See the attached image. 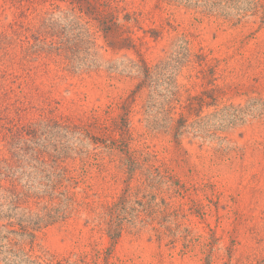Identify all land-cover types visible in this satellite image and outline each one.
I'll use <instances>...</instances> for the list:
<instances>
[{
  "label": "rangeland",
  "instance_id": "obj_1",
  "mask_svg": "<svg viewBox=\"0 0 264 264\" xmlns=\"http://www.w3.org/2000/svg\"><path fill=\"white\" fill-rule=\"evenodd\" d=\"M116 1L149 79L70 0H0V264H264V0Z\"/></svg>",
  "mask_w": 264,
  "mask_h": 264
},
{
  "label": "trees",
  "instance_id": "obj_2",
  "mask_svg": "<svg viewBox=\"0 0 264 264\" xmlns=\"http://www.w3.org/2000/svg\"><path fill=\"white\" fill-rule=\"evenodd\" d=\"M70 3L74 5V7L79 10L80 13L91 14L93 16V19L97 22L98 28L103 33V38L110 49L114 51H134L137 55L138 61L135 63L133 61H130V63H132V66L137 68L139 71H142L146 79H149L152 76L150 69L145 63V60L139 53L137 44L132 37L133 32L131 28L118 22L119 15L122 12H125V9H120L116 0H70ZM132 16L133 15L125 12L123 16L124 22L129 23L133 21L137 23V19ZM144 86L145 83H143L142 81L137 85L135 93L140 91ZM217 90L218 89H212L202 92L201 95L190 96L187 99V105L184 107L188 110L189 116L194 115L196 118H198L200 117L204 107L215 106L218 99V96H216ZM174 101H176L175 95L171 93L170 99H168L166 101L167 103L165 104V106H167V110L165 111L167 115L170 114V111L172 109H174L171 106ZM122 109L125 111V114L123 115V117H121V123L123 124L120 125V123H118L117 121H115V123L113 124V128L119 131L122 139H120L119 141L113 140L114 143H123L124 136L127 134L125 117L128 110L126 103L123 105ZM187 120L188 118H185L182 115L179 117L176 122L177 125L175 127V136H178L180 129L186 124ZM126 153L130 158L128 150H126ZM21 230L26 231L25 226L22 227ZM109 231H111L110 228ZM109 235L111 238H116V234H114V232L113 234Z\"/></svg>",
  "mask_w": 264,
  "mask_h": 264
}]
</instances>
